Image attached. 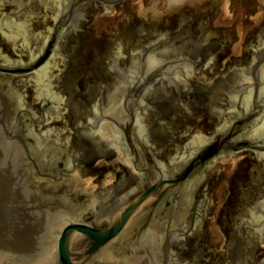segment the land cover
<instances>
[{"label": "water", "instance_id": "1", "mask_svg": "<svg viewBox=\"0 0 264 264\" xmlns=\"http://www.w3.org/2000/svg\"><path fill=\"white\" fill-rule=\"evenodd\" d=\"M54 1L60 13L53 33L39 34L38 41H33L26 22L0 18L8 29L0 27V43L5 41L0 46V264H193L185 243L193 235V195L203 172L217 164L229 167L225 158L244 151L264 158V46L253 53L241 80L229 90L216 134H193L171 162L172 169L150 150L154 145L146 115L162 92L184 105L190 102L192 80L206 76L207 68L196 66L191 58L158 56L161 40L133 57L128 71H120L117 103L109 102L90 132L123 157L138 181L102 203L87 189L89 180H83L80 165L73 162L68 141L53 130L34 129V90L17 87L15 81L37 77L38 91L47 92L43 85L50 79L49 60L65 31L76 30L79 7L99 4L109 12L125 0ZM208 2L169 0L166 10L129 9L110 20L97 16L89 47L116 33L129 11L139 22L149 18L160 23L171 9L181 12L193 3L201 8ZM216 13L212 23L231 30L228 54L236 59L244 53L243 44L264 25V0H217ZM226 114L233 117L232 123ZM244 131H250L248 136L237 141ZM78 191L88 194L85 205ZM70 192L75 195L68 196ZM253 218L264 219V213Z\"/></svg>", "mask_w": 264, "mask_h": 264}, {"label": "flooded vegetation", "instance_id": "2", "mask_svg": "<svg viewBox=\"0 0 264 264\" xmlns=\"http://www.w3.org/2000/svg\"><path fill=\"white\" fill-rule=\"evenodd\" d=\"M129 2L125 0L121 5ZM216 4L217 0H209L201 8L193 3L181 12L171 9L167 13L170 20L163 18L160 23L149 18L139 22L135 12L129 11V18L117 32L108 33L94 48L89 47L91 25L95 17L109 15L113 9L108 12L99 4L82 5L76 30L65 31L57 53L49 60L50 79L42 84L47 92L38 91L41 82L37 77L15 81L17 87L31 86L34 90L30 106L38 119L34 129L39 133L53 130L68 141V152L80 165L83 180H89L87 189H92L98 201L103 203L138 181L123 157L90 130L105 115L109 102L117 103L120 71H128L132 58L146 52L153 43L163 42L156 49L158 56L191 58L196 66L207 68L203 73L206 76L192 80L190 102L184 105L162 92V98L146 115L145 127L155 158L172 169L171 162L193 134H216L219 114L225 113L229 104V90L241 80L240 73L249 67L253 53L264 46L263 25L243 44L242 55L235 59L228 54L231 30H221L212 23ZM59 13L54 0H0L1 20L26 22L33 41L45 31L52 35ZM0 27L8 32L5 23ZM16 59L23 60L22 56ZM225 118L229 123L234 120L228 114ZM249 132H240L237 141ZM231 163L230 168L217 164L205 170L193 195L194 231L185 243L193 264H264V219L253 218L264 213V158L244 151L225 158V164ZM220 190L226 191L224 199L219 198ZM76 196L82 205L89 201L87 193L78 191Z\"/></svg>", "mask_w": 264, "mask_h": 264}, {"label": "rangeland", "instance_id": "3", "mask_svg": "<svg viewBox=\"0 0 264 264\" xmlns=\"http://www.w3.org/2000/svg\"><path fill=\"white\" fill-rule=\"evenodd\" d=\"M169 3V0H131L127 6L125 5H118L113 9L109 15H103L101 17L102 20H110V19H117L123 15L129 9L133 11H147V10H155V9H162L166 10V7ZM229 168L232 166L231 164H226ZM226 196V191H221V195L219 197L224 199Z\"/></svg>", "mask_w": 264, "mask_h": 264}]
</instances>
